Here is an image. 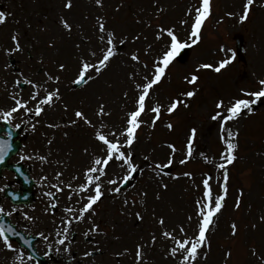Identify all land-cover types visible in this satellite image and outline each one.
Returning <instances> with one entry per match:
<instances>
[{
	"label": "rangeland",
	"instance_id": "rangeland-1",
	"mask_svg": "<svg viewBox=\"0 0 264 264\" xmlns=\"http://www.w3.org/2000/svg\"><path fill=\"white\" fill-rule=\"evenodd\" d=\"M0 3L4 5L0 11L7 17L0 24V117L13 106L12 95L28 101L33 109H20L7 121L14 127H25L22 148L10 161L24 162L36 181L35 201L28 206L15 205L4 190L9 186L17 190L21 184L15 181L12 171H3L0 206L20 229L40 236L36 244L39 252L46 256L52 252L58 258L48 264H180V258L172 256L170 249L177 246L176 240L196 232L200 207L196 202L203 199L202 181L206 175L212 178L209 183L213 194L222 193L224 170L218 165L224 162L221 156L228 154L229 142L237 145V158L226 164L227 195L206 233L210 247L200 250L194 264H264V98L253 105L251 113L245 110L227 121L223 130L221 120L212 119L216 111H225L216 109L218 100L228 105L234 98L247 99L240 90L255 91L258 81L264 79V0H254L245 21L239 19L245 0H210V13L202 22L195 44L191 43L195 38L191 36L192 25L202 0H101L99 5L96 0H71V8L65 7L68 0ZM62 20L71 25L70 30ZM100 23L105 25L103 33ZM169 28L177 37L188 39L186 44L193 49L187 62L179 63L174 58L165 68L139 117L136 140L131 148L122 149L131 153L138 175L130 188L114 192L112 189L119 188L129 174V167L121 166V161L110 163L99 181L103 196L93 206L94 211L84 214L83 220L76 219L86 203L82 197L93 193L77 194L72 190L86 182V169L104 152L95 133L100 131L112 139V130H123L139 94L136 84L145 83L146 76L151 79L155 66H162L170 37L166 32L160 39L157 36ZM108 33H114V56L99 72L90 70L91 79L82 87L74 88L82 61L99 67L98 61L108 46ZM13 35L18 36L22 50L9 54L6 50L14 47ZM234 36L244 41L242 53L237 51ZM133 53L139 56L138 62L132 60ZM233 54L230 64L220 72L214 70ZM60 64L65 65L63 70ZM204 64L214 67H199ZM202 70V83L184 84L185 77L195 73L200 77ZM49 75L60 79L48 80ZM18 79L20 83L31 80L39 87L34 89L25 82L27 87L22 89ZM54 89H59L60 98H54L51 105H42L44 110L37 116L30 94L39 91V99H43L45 90ZM187 90H195V95L184 97ZM178 98L184 103L169 113L167 107ZM157 104L162 107L153 124L157 114L151 109ZM100 105L106 113L103 116H97ZM77 110L92 121L91 126L75 116ZM73 120L77 123L72 124ZM168 123L173 125L171 129ZM192 127L197 135L192 155L187 157V137ZM229 131L234 135L229 137ZM119 139L123 144L125 137ZM169 145L175 146L174 152ZM181 160L186 162L181 164ZM185 172L191 176H185ZM57 173L62 175L57 178ZM109 180L117 183L109 184ZM69 184L71 189L66 187ZM57 185L62 191L54 187ZM49 193L59 196L55 212ZM137 212L143 219L137 218ZM161 217L165 220L163 226L158 223ZM233 223L237 226L235 234ZM93 224L98 231H89ZM181 225L184 233L179 232ZM165 230L171 231L175 239L165 238ZM73 233L77 234L75 240L71 239ZM153 234L157 237L155 243ZM61 239L64 244L59 243ZM138 244L143 246L139 261ZM12 245V249L5 247L0 237V264H38L25 250ZM86 252L91 255L85 256Z\"/></svg>",
	"mask_w": 264,
	"mask_h": 264
},
{
	"label": "snow or ice",
	"instance_id": "snow-or-ice-1",
	"mask_svg": "<svg viewBox=\"0 0 264 264\" xmlns=\"http://www.w3.org/2000/svg\"><path fill=\"white\" fill-rule=\"evenodd\" d=\"M96 3L99 5L101 4V0H96ZM254 0H245L244 6H243V14L239 17L241 21H245L248 18L249 12L251 7L253 6ZM71 0H68V3L65 5L67 8H71ZM210 13V0H202L201 6L196 9L195 14V20L192 25V33L191 36L195 37L191 40L192 44H195L197 40L199 39V30L201 28L202 22L204 19L209 15ZM228 15H233V13H229ZM7 17L6 14L3 11H0V24L4 23L6 21ZM184 21H182L183 23ZM61 23L66 29H71V25L68 24L66 20H62ZM99 29L103 33L105 31V25L103 23L99 24ZM164 32H166L167 36L170 37V47L169 49H166L162 54V66L156 65L155 71L151 76V79H149L147 76L144 78L145 83L143 84H136V88L139 90V94L136 97L135 100V107L134 110L130 111L127 114L125 127L123 130L117 132V130L111 131L112 139H109L108 136L104 135L102 132L97 131L95 133L96 138L98 141L102 142V146L104 148V152L102 154V157H97L92 161V166L88 167L85 171L86 176V182L79 185V188L77 190H72L79 194V192L84 191H91L93 194L87 195L86 197H82V199L86 200V203L83 204L82 208H80V215L76 217V219L83 220L84 214H87L89 212H93L94 208L93 206L101 199L103 196L102 192V185L99 182L101 177L106 175L105 168L110 163H115L116 161H121L122 165H128L129 167V174L124 177V180L127 181L131 179V173L136 171V166L132 164V156L131 153L126 152L125 148H131L132 144L136 140V130L140 126V120L139 117L144 112L146 107V100L149 97L150 90L160 82L162 79L165 68L170 64V62L177 56L179 51L188 46L186 43H181L178 40V37L175 35L173 29H165L161 33L158 34L157 39L162 38ZM107 48L106 51L103 52L102 58L99 59L98 65L90 64L87 61H82L81 65L78 69V75L76 77L75 83H83L85 82L86 78L91 79V77L88 75L90 70H94L96 72H99L101 68H104L107 66L110 59L114 56V33H108L107 34ZM12 41L14 42V47L11 49H7L6 51L11 54L17 51H21V44L18 39L17 35H13L11 37ZM101 40H104V36L100 37ZM120 43H124L123 40L120 41ZM151 47V46H149ZM92 55H95V53H92ZM132 60L139 61V56L136 53H133L131 56ZM233 56L223 59L219 62L218 66H213L211 64H204L200 65L201 68H213L216 72H220L223 68H225L228 64L232 62ZM145 68H147V64L144 65ZM59 68L63 70L65 68L64 64H60ZM59 81V76L53 77L51 75L48 76V80ZM185 80L190 85H195L198 76L195 74H192L191 77H185ZM21 81L18 79L17 84H19ZM26 83L32 85L34 89H38V85L34 84L31 80H25ZM258 89L255 91L248 92L245 89H241V93H243L244 96L249 97L247 99L245 98H234L233 100L229 101L228 105L225 104V101L223 99H220L216 102V109H224V112L216 111L215 114L212 116L213 120H221V129H224V124L227 121L233 120L238 118L245 110L247 112L251 113L253 111V105L257 102L261 101V98H264V79H261L258 81ZM45 96L43 99H39L40 93L39 91H36L33 94H30V100L32 102L36 103V107L34 109L35 114L39 116L43 112L42 105H51L53 102V99H59V89H54L53 91H47L45 90ZM127 96V93H125ZM195 95V90H189L185 91L183 93L184 97H193ZM11 99L13 101V106L3 111L2 119L8 120L9 117L13 115V113L18 112L20 109H26L27 111H33L32 108L28 107V101H22L21 99H18L16 95H12ZM184 100L182 99H175L171 102V104L167 107V111L169 113L173 112L177 109V107L180 104H183ZM185 106H187L185 104ZM67 107V106H65ZM161 105L157 104L154 106L151 111L156 113V117L153 120V124L155 123V119L159 118V113L161 111ZM106 113L104 112V106L100 105L99 111L97 113V116H103ZM75 116L83 120L84 123L88 125H92V121L86 117V115L82 112L77 110L75 112ZM72 124L77 123L76 120L71 121ZM19 125H17L18 127ZM57 125H49V127H54ZM167 127L171 129L173 125L171 123L167 124ZM67 135V133H65ZM197 135V129L195 127H192L190 129V133L187 137V157H191L192 155V145L193 141L195 140ZM234 134L229 131L228 136L231 137ZM238 135V133H236ZM119 137H125L123 144L121 143ZM51 142V141H50ZM5 145L3 143H0V159L3 158L2 153L4 151ZM170 148H172L173 152L175 151L174 145H169ZM237 145L229 142L227 145V156L222 155L221 160L224 162H221L218 165V168L223 171V181L224 183L221 185L222 193L219 195H214L213 190L211 188V185L209 181L212 179L210 176H205L203 179V199L198 200L196 203L200 207L197 209V217H198V223L196 225V232L192 237H186L184 239L176 240V245L170 249V254L172 256H178L180 258V264H194V262L197 260L198 256L201 255L200 250L205 247H210L207 244V236L206 233L209 229L210 224L213 222V217L220 212V210L223 207V202L225 200V197L227 195V181L229 179L228 171L226 168V164H231L236 160V156L234 154V150L236 149ZM203 155V154H202ZM186 157V159H187ZM41 159H46V157H41ZM207 159V158H206ZM186 160H181L180 163L184 164ZM169 165L172 163L171 158L168 161ZM99 166V167H98ZM96 173V175H93ZM62 174L57 173V178H59ZM185 176H191V173L185 172ZM109 184H116L117 182L115 180H109ZM57 187L58 191H62V189ZM69 189L72 188V186L66 185ZM164 188H167V185H163ZM114 192H119L120 189L118 187H114L112 189ZM241 192V196H242ZM51 195V193H49ZM72 196H69V199H71ZM127 203V201H125ZM240 206V199L238 198L236 207L239 208ZM55 207V205H53ZM15 211V209H13ZM67 211H72V209H67ZM4 209L2 206H0V213H3ZM10 215V213H9ZM137 218L143 219L141 214L139 212L136 213ZM261 219H264V217H261ZM188 220L191 221L192 217H188ZM67 223H71V221H68ZM158 223L163 226L165 224V220L163 217L159 218ZM233 234H235L237 230V226L235 223L232 225ZM67 231V229H65ZM89 231H98V226L93 224L92 228ZM5 230L2 226H0V237H2L5 247L12 249L13 245L9 243L8 236L4 234ZM179 232L184 233L185 229L183 225L179 227ZM85 235H88V233H85ZM162 235L165 238H173V233L171 231L165 230ZM157 237L153 234L152 241L155 243ZM64 239H61L59 241L60 244H64ZM142 245H137L136 248V259L139 261L142 259ZM91 255V253L86 252L85 256ZM203 255L206 256V253ZM227 255H231V253H227Z\"/></svg>",
	"mask_w": 264,
	"mask_h": 264
},
{
	"label": "water",
	"instance_id": "water-1",
	"mask_svg": "<svg viewBox=\"0 0 264 264\" xmlns=\"http://www.w3.org/2000/svg\"><path fill=\"white\" fill-rule=\"evenodd\" d=\"M189 51H190L189 49L184 50L183 53L179 56V60L182 62H185L189 56ZM79 84H81V83H79ZM79 84H77V85H79ZM13 136L14 135H12L11 137H13ZM11 137L8 140L9 142H11ZM4 145H5L4 151L2 153L3 158L0 159V168L6 165V161H7L8 157L10 155H12L13 153H15L19 148V144H17V143H12L11 145H6V144H4ZM10 168H12L14 170H20L19 167H16V166H11ZM24 176H27V175L24 174ZM31 198H32L31 191L28 190L27 192L24 193L23 196H19V194H17L16 198H14V199H17L18 201H30ZM0 225L4 228L7 235L11 236L12 238L16 237V236L12 235V232L15 229L14 226H10V225H8V223H5V222H0ZM17 235L22 236V234L20 232H18ZM33 241H34V238H25L22 243L28 247H31V245L33 244L32 243ZM32 252L34 253L35 250L33 249ZM34 254L36 255V252Z\"/></svg>",
	"mask_w": 264,
	"mask_h": 264
}]
</instances>
